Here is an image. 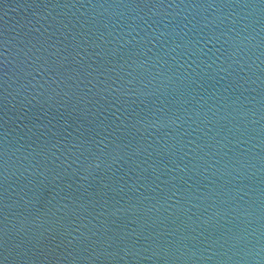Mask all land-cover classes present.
Instances as JSON below:
<instances>
[{
	"label": "water",
	"instance_id": "water-1",
	"mask_svg": "<svg viewBox=\"0 0 264 264\" xmlns=\"http://www.w3.org/2000/svg\"><path fill=\"white\" fill-rule=\"evenodd\" d=\"M0 264H264V0H86L0 39Z\"/></svg>",
	"mask_w": 264,
	"mask_h": 264
}]
</instances>
